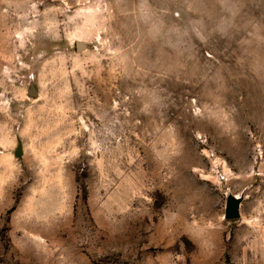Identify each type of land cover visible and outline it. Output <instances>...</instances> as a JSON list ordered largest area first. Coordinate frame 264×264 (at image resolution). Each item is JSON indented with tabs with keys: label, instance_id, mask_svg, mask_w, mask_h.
<instances>
[{
	"label": "rangeland",
	"instance_id": "374dc122",
	"mask_svg": "<svg viewBox=\"0 0 264 264\" xmlns=\"http://www.w3.org/2000/svg\"><path fill=\"white\" fill-rule=\"evenodd\" d=\"M0 264H264V0H0Z\"/></svg>",
	"mask_w": 264,
	"mask_h": 264
},
{
	"label": "water",
	"instance_id": "95a60500",
	"mask_svg": "<svg viewBox=\"0 0 264 264\" xmlns=\"http://www.w3.org/2000/svg\"><path fill=\"white\" fill-rule=\"evenodd\" d=\"M77 46L79 49H83L85 47V45L83 43H80V42L77 43ZM29 94L31 96L38 95V90H37V88L33 82H31ZM21 153H22V149L19 148L16 151V155H20ZM243 200H244L243 195H234V194L229 195L227 198V202H226L224 217L226 219L240 218L241 217L240 207H241Z\"/></svg>",
	"mask_w": 264,
	"mask_h": 264
}]
</instances>
